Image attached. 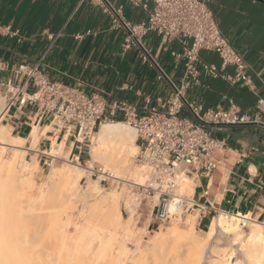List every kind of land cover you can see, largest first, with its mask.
Segmentation results:
<instances>
[{
    "label": "crops",
    "instance_id": "0c3cea01",
    "mask_svg": "<svg viewBox=\"0 0 264 264\" xmlns=\"http://www.w3.org/2000/svg\"><path fill=\"white\" fill-rule=\"evenodd\" d=\"M110 1L122 6L129 21L138 23L145 19V12L126 0ZM208 6L222 34L246 60L247 73L254 84L252 88L232 86L219 77L200 75L199 84L191 85L187 93L204 109L227 108L233 103L251 118L258 116L254 103L258 95H264V86L255 73L264 61V3L209 0ZM0 26L11 30H0V60L8 64L0 73V100L5 104L0 113V134L7 132L13 138L25 139L24 146L29 155L36 157L37 165L44 153L50 158V165L59 159L47 152L53 140L61 142L65 136L70 156L84 159L87 154L78 152L71 133L51 121L49 114L41 116L31 101L21 104L19 95L7 105L6 82H23V77L14 71L17 63L40 61V69L49 79L79 86L86 93L101 92L107 105L126 100L137 108H142L146 99L154 104L156 97L172 94L168 80L158 78L159 68L176 85L185 77L184 61L171 55L172 50L178 49L175 42L164 50L160 37L148 33L143 44L153 60H142L137 45L124 49L125 29L91 1L0 0ZM51 33H59L54 41L48 38ZM199 59L214 64L223 73L234 74V67H223L214 51L201 49ZM32 90L30 84L23 87L26 96ZM182 114L189 115L186 109ZM34 131L37 142L30 147ZM210 134L223 142L211 153L215 163L211 176L199 178L193 185L194 199L206 206L205 214L198 213L195 228L206 231L212 218L225 212L247 216L259 223L264 233V128L254 124L227 125L211 129Z\"/></svg>",
    "mask_w": 264,
    "mask_h": 264
},
{
    "label": "built area",
    "instance_id": "2783aa9c",
    "mask_svg": "<svg viewBox=\"0 0 264 264\" xmlns=\"http://www.w3.org/2000/svg\"><path fill=\"white\" fill-rule=\"evenodd\" d=\"M82 1L97 4L104 14L120 24L127 33L124 49L137 45L142 60H153L143 44L148 33L160 37L164 50L175 42L178 49L172 50L171 55L184 61V80L176 85L158 67V78H166L172 88L169 97L158 96L154 104L146 99L142 108L126 100H115L107 105L101 92L86 93L79 86L49 79L40 69V61H21L15 65L14 71L23 77V82L21 85L6 82L9 94L7 105L12 104L19 95L21 104L26 100L31 101L41 116L49 114L51 121L71 133L78 152L84 151L86 143H92L95 130L103 122L124 121L136 132L134 142L137 151L134 159L146 169L144 182L129 184V192L136 200L149 199L154 223L159 226L171 218L194 211L205 214L206 206L198 203L192 194L189 196L178 192L180 185L186 182L185 179L195 182L211 176L215 168L211 153L223 142L210 134L211 129L244 124L264 128V95H258L254 103L258 116L251 118L233 103L227 108L204 109L188 95L187 90L191 85L199 84L200 75L219 77L232 86L252 88L254 83L247 73L246 60L220 31L215 15L208 6L209 0H126L145 12V19L138 23L129 21L123 14L122 6H115L110 0ZM0 30L11 33L9 26H0ZM58 35L51 33L48 38L54 41ZM201 49L217 53L223 67H234V74L223 73L214 64L200 61ZM7 67L8 64L0 60V73ZM263 71L264 61L255 73L264 86ZM27 84L33 87L28 96L23 92ZM184 109L188 111V116L182 114ZM69 157L71 162L84 164L85 160L78 155ZM92 171L91 176L96 170L93 168ZM210 207L213 208L211 204Z\"/></svg>",
    "mask_w": 264,
    "mask_h": 264
},
{
    "label": "bare ground",
    "instance_id": "6f19581e",
    "mask_svg": "<svg viewBox=\"0 0 264 264\" xmlns=\"http://www.w3.org/2000/svg\"><path fill=\"white\" fill-rule=\"evenodd\" d=\"M4 106H5L4 101L3 99H1L0 100V113L3 111ZM32 137H34V140H33L32 146L30 147L35 146L34 144L37 142L35 131L33 132ZM135 137H136L135 130L131 126L126 124L124 121L103 122L99 126L97 131H95L94 136L92 138L93 144L90 150L91 158L90 160L87 161V165L79 164L78 162H74V161L71 162L67 158L69 154V150H70V146L66 145L67 136H65L61 142H56L55 140L52 141L51 149L47 153L51 156L62 158L65 161L66 165L64 167H62L61 165L62 168L52 165V168H50L49 173H47L46 178L44 182L42 183V186H41L42 192L40 189L39 190L41 193L47 192L49 187H47V190H45L44 186H48V185L50 186L54 183H58L59 181L62 182L61 183L62 191L65 195L63 197L64 203L62 202L60 204L61 206L60 205L59 207L57 206L58 210L57 211L55 210L54 214L53 212L50 213L51 215H54L52 217H50L51 215L49 213L48 215L47 213L46 214L43 213L45 215L44 217H46L47 219L49 216L51 218L49 219V221L51 220L52 222H54V224H56L55 220H58L57 226L54 225L53 223H51L52 226L49 224L50 225L49 227L53 228L54 232L57 235L54 234L53 230L51 232H53L54 235L59 237L58 240H60L61 242L65 244L71 245V247H68V248H74V249H77L76 243L78 241L86 240V243L88 245L87 250L89 251V253L91 251L94 254L95 259L96 258L103 259L107 257L108 260L110 261L114 260L113 261L114 264H122L123 262L125 263L124 259L128 260L127 258L124 257V254L126 253V249H125L126 243L124 242H127V241L133 242L136 249L138 250V254L142 257V255L147 254L146 252H149L150 250L152 251L154 250L152 254L156 252L155 249L157 248L159 249L160 247H162L161 246L162 243L164 241H167L170 238V236L179 237L181 239L190 238L191 239L190 242L186 244L187 245L185 249L186 258H187V261L190 262V264H198L202 258V254L205 249L204 247L205 243L202 241L204 239L206 242L210 241L211 239L214 238L215 234L218 231H220L224 233H229L230 235L233 236V239L235 240L234 244L236 243L239 249L241 250L242 255L245 259V263H240L237 260V258L233 256L234 255L233 251L216 250V251H213L216 257V259L212 261L213 264H264V233H262L260 229V224L248 219L247 216L240 215V214H227L225 212L224 213L220 212L218 213V215L212 218L209 228L203 232V235H204L203 240H200L197 236H195V232H196L195 216L196 215L194 216V214H190L184 221V224L182 227H178L177 224L172 223L173 225H171L170 227H167L169 228V231L168 230L165 231V232L168 231L167 234H169V236L165 234L164 231L163 232H161L160 230L156 231V233L152 235V238L149 241V244H148L149 247L146 248V250L141 249L140 238L142 236L139 237V235L145 232L146 227L144 226L141 227L142 229H140V231L138 230L140 227L135 230L134 229L135 227L131 225V220L127 221L126 219H124L121 216V213L119 211V196L122 193L121 191H123L121 190V187L124 186L123 184L127 186H129V183L142 184L143 183L142 180L145 178V171L144 172L142 171L143 168H145L144 166L139 165L141 169L133 168L134 169L133 170L131 169L130 167L131 165L129 163L130 158L132 157L135 150L137 149V146L135 145V142H134ZM23 140L20 138H13L7 132H5L4 134H0V148L3 149L4 151L8 149L11 150V155L9 159H6L5 161L3 160V162H0V177H2L1 176L3 175L2 172L8 166L7 169H9L10 171L7 169L6 170L8 171V173L10 172L9 173L10 176L13 174L11 178L13 176H14L13 178L18 177L20 180L23 179L22 180L23 182H26V180H28V183H29L28 185H30L31 183L32 184L34 183L33 176L37 172L38 162L34 155L30 157L31 158L30 162L25 160V155L27 152L26 150L28 148L26 149L22 146ZM62 154L65 157L64 156L61 157ZM96 163L102 164V167L99 166V174H100L99 176L103 178L106 176L114 178L115 181H117L116 183L120 182L119 183L120 185L122 183L121 187L119 185L120 189L117 188L111 192L108 191L109 193L108 192L102 193L103 188L99 187L97 185L98 183L93 181L89 176L90 173L93 172L92 169L94 168V166H96L94 165ZM9 167H12V168H9ZM13 167L17 169V172L15 170L16 173H14L13 170L11 171ZM83 176L87 177L86 190L84 192L80 191L79 189V180ZM24 177L25 179L26 178L27 179L25 180ZM185 180H187L186 182L187 184H184L185 186L183 187L182 190H181L182 185L180 186L179 193L190 196L191 194H187V193L193 192L194 182L191 179H185ZM39 196L41 197L42 195L39 194ZM42 197L43 198H41V201H43L44 195ZM88 197H93L99 200L97 203L98 204L99 202L101 203V206L103 207V208L101 207L102 213L104 214V216L107 214V216L109 217V221H111L113 225L112 228L115 229L114 231L115 234L116 235H118L119 233L122 234V237L121 236L120 237L122 238L123 246H113L115 248L111 249L112 246H109L110 244L108 243L106 244L101 243L100 245L93 244V239H96L99 236V230L97 229L95 225L90 224L91 222L87 220L88 218L86 219V215H85L86 209L85 211L83 209L86 208V205L88 204V201H89ZM126 197L127 196H125L124 199H126ZM24 199L28 201L27 197H24ZM34 199H35V202L34 201L32 202L34 203L39 202V200L38 202H36L37 201L36 198ZM155 199L156 197L154 198V200ZM29 201L27 202L28 204L26 203L27 205H29ZM78 203L81 204L80 207L77 206ZM72 204H74V207L72 206ZM25 210L27 211L28 209H25ZM26 211L22 212L21 210L19 212L22 213L23 215V213L26 214ZM40 214H37L36 212L37 217H39ZM18 216L21 217V215H18ZM24 216H27V215H24ZM73 216H74V219H73ZM31 217L34 218L35 215ZM44 217L42 216V218ZM52 218H54L55 220H52ZM18 219L19 220H16V221L21 222L22 219L21 218H18ZM35 219L38 220L39 218H35ZM105 219H108V218H105ZM32 220H29V222ZM16 221L14 223L15 225H17V227L19 225H22L19 223H18L19 225L16 224ZM69 223L72 224L71 229H73V232L71 233L67 228ZM241 223L243 225L248 224L250 227L249 232L245 236H243L244 234L241 235L242 233ZM53 225L56 226L55 229ZM24 226L28 227V225H24ZM15 227H14V230L12 229L13 232H11V235H8L7 238L9 240L6 243H3V242L1 243V238H0V249L4 248L5 245H7V247L5 248H7L8 250V253L10 256L9 261L11 260L12 264H23V263L30 264L29 261L28 263L24 262V259L27 257V255L28 257L30 256V254L26 253V252H29V251H26L28 250V247H29L27 244L30 242L32 243V240L33 238L36 237L37 232H34V230L33 232H31L32 229H30V227L27 229L26 228L20 229V228H15ZM49 227L47 229L51 230ZM88 232H90L91 236H93L94 238L90 236V238L84 239L85 233H88ZM167 236L169 238H167ZM131 249H133V247ZM136 249L135 248L133 249L134 252ZM129 254H131L130 250H129ZM132 255L133 256L135 255L137 259L140 258L138 257V255L133 254V252H132ZM148 255H151V254L148 253ZM129 257H131V255H129L128 258ZM25 260L27 262V259ZM140 260H138V262H140ZM30 262L32 261L30 260Z\"/></svg>",
    "mask_w": 264,
    "mask_h": 264
},
{
    "label": "rangeland",
    "instance_id": "374dc122",
    "mask_svg": "<svg viewBox=\"0 0 264 264\" xmlns=\"http://www.w3.org/2000/svg\"><path fill=\"white\" fill-rule=\"evenodd\" d=\"M107 122H111V121H107ZM97 129L95 131H97ZM93 136H94V134H93ZM86 144L87 145L84 146V151H86L87 156L84 157V159L82 158V160H85V161L90 160L88 153L90 154V150H91L93 142L92 143L88 142ZM22 146L25 148L24 143ZM2 150L3 149L0 148V162H3V160L5 161L6 159H9V157L11 155V150H9V149L5 150V151L4 150L2 151ZM136 151H137V149L135 150L134 154L130 158L129 163L131 165L130 166L131 169H133V168L134 169H141L139 164L134 159ZM63 156L64 155L62 154L61 157H63ZM30 157H32V156H30L28 151H27L26 155H25V160L30 162V160H31ZM67 158L68 159L70 158L69 154H68ZM44 160H46V161L43 164ZM85 161H84L83 165H87V162H85ZM52 165H54L56 167H61V165H62V167H64L66 165V163L62 158H59V159H55L54 162L52 163ZM52 165H50V158L48 156L44 155L43 159L41 160V164L38 165L37 172L33 176L34 183L33 184L31 183L30 184L31 186L28 185L29 184L28 180H26L27 178L25 179V177H24V179L26 180V182H23L22 181L23 179L20 180L16 176H15L16 178H13L14 176L11 178V176L13 174L10 176V174H9L10 172L8 173V171H7V170H9V169H7L8 166L6 167L7 170L5 169L2 172L3 175H1L2 177H0V238H1V243L2 242L6 243L9 240L7 237H8V235H11V232H13L15 226H16L15 228H20V229H25V228L27 229L30 227V229H32L31 232H33V230H34V232H37V235L35 238H33L32 243L30 242L27 244L29 247H28V250H26V251H29V252H26V253L30 254V256L28 257V255L26 254L28 258L24 257L25 259H27V262L23 258L25 263H28V261H29L30 264H114V262H113L114 260L110 261V260H108L107 257H106L107 260H106V258H103V259L102 258H100V259L96 258L95 259L94 254L91 251L89 253V251L87 250L88 245L86 243V240L85 241H82V240L78 241L76 243L77 249L68 248V247H71V245L65 244V243L61 242L60 240H58L59 237L56 236L57 234L54 232L53 228L49 227L51 225V223L54 224V222H52L51 220H50L51 222L49 221V219H51L50 217L54 216V215H51L50 213L53 212V214H54L55 210L56 211L58 210L57 206L59 207V205L64 200L63 197L65 196L63 191H62V184H61L62 182H60V181L58 183H54L50 186L49 185L44 186L45 190H47V187H49V188H48L47 192L43 191L44 193H41L42 192V190H41L42 183L44 182L47 173H49L50 168H52ZM94 165H96V166H94V169L96 170V172H94L93 176H91L92 173H90L89 176L93 181L98 183L97 185L99 187L103 188L102 193L103 192L105 193L108 191L111 192L114 189L119 188L120 182L116 183L117 181H115L114 178L109 177V176H106L103 178V177L99 176L100 174H99L98 169H99V166L102 167L101 163H96ZM9 168H12V167H9ZM12 170L14 171V173L17 172V169H15L14 167H13V169H11V171ZM15 170H16V172H15ZM142 171L144 172L145 168H143ZM85 177L86 176H83L79 180V189L82 192H84L86 190V184H87L86 179H87V177L86 178ZM144 179L142 180V182H144ZM185 181L187 182V180H185ZM186 182H183L181 184L182 185L181 190L185 186L184 184H187ZM129 184H131V183H129ZM121 185H122V183H121ZM121 185H120V187H121ZM123 185H124V186H122L123 189L121 187V190H123L121 192L123 194L121 193L122 195L120 194V196H119V211L121 213V216L124 219H126L127 221L131 220V225L135 227L134 228L135 230L140 227L138 229L140 231V229H142L141 227H143V226L146 227L145 232H143L141 235H139V237L142 236L140 238L141 249L146 250V248L149 247V245H148L149 241L152 238V235H154V233H156V231H159V230L161 232L164 231V233L167 234L169 231V228H167V227H170L174 223L177 224L178 227H182L184 224V221L186 220V218L190 214H194V216L196 215L195 216V223H196L197 217H198V211H194L192 213L184 214L181 217L171 218L169 221L164 222V223L160 224L159 226H157L154 223V221L151 217V214H150L151 202L149 201V199L148 200H136L129 192L130 187L125 185V184H123ZM39 189L41 190V192ZM181 190H180V192H181ZM178 192H179V190H178ZM45 193H46V195H45ZM39 194L42 196L44 195L43 201H41V198H43V197L42 196L40 197ZM187 194H192V193H187ZM18 195H19V197H18ZM125 196H127L126 199H124ZM24 197H27L28 201L30 200L29 201L30 206L27 205L28 201L26 199H24ZM93 197H88V199H89L88 204H87L88 206L86 205V208L83 209L84 211H85V209L87 211V213L85 211L86 219L88 218L87 220H89V222H91L90 224L95 225L97 227V229L99 230V236L96 239H93V244L94 245H96V244L100 245L101 243H105V244L108 243V244H110L109 246H112L111 249L115 248L113 246H123V242H122V238H121L122 234H120V233L118 235L115 234V232H114L115 229L112 228L113 225H112L111 221H109V217L107 216V214L104 216V214L102 213L101 203L99 202V204H98L97 202L99 200L95 199ZM19 198L23 199L24 201L19 199ZM34 198H36V200H37L36 202H38V200H39V202L34 203L35 202ZM32 201H34V202H32ZM72 206L74 207V204H72ZM77 206L80 207L81 204L78 203ZM29 207H31V208H29ZM33 207H34V209H33ZM87 208H89V209H87ZM25 209H28L30 212L27 210L29 212L28 213ZM21 210H22V212L26 211V214L23 213V215H22V213L19 212ZM36 212H37V214H40V213L46 214L47 213V215L49 213L51 216L50 217L48 216V218L46 219V217H44L45 216L44 214L43 215L40 214V216L38 215L39 217H37ZM18 215H21V217ZM24 215H27V216H24ZM34 215H35L34 218L31 217ZM42 216L44 218H42ZM23 217L24 218L28 217V218L24 219ZM18 218L22 219L21 222L16 221V220H19ZM32 218H33V220H32ZM35 218H39V219L36 220ZM105 218H108V219H105ZM34 219H35V221H34ZM45 219H46V221H45ZM73 219H74V216H73ZM29 220H32V221L29 222ZM52 220H55V219L52 218ZM15 221H16V224L19 223L22 225L18 224L19 226L17 227V225H15V223H14ZM57 222H58V220H55L56 224H54V225L57 226ZM12 223H13V225H12ZM24 225H28V227L24 226ZM54 225H53V227L55 229L56 226H54ZM47 226L51 230H48ZM71 226H72L71 223H69V225L67 226L70 233L73 232V229H71ZM195 229H196L195 236H197L200 240H203L204 239L203 232L198 231L197 228H195ZM52 230H53L54 234H56V235H54L53 232H51ZM138 230H137V232H138ZM166 230H168V231L165 232ZM249 230H250V227L248 224L242 225V223H241V231H242L241 235L244 234L243 236H245L249 232ZM49 232H51V233H49ZM167 235L169 236V234H167ZM90 236H91L90 232L85 233L84 239L90 238ZM168 236H167V238H169ZM91 237H93V236H91ZM190 240H191L190 238L189 239H186V238L181 239L179 237H171L170 236V238L167 241H164L162 243V245H161L162 247H160L159 249L157 248L158 250L155 249L156 252H154L152 254V252L154 250L152 251V250L148 249L150 251L146 252L147 254L142 255V257L138 254V250L136 249L133 242H131V241H129L131 243H129L128 241L124 242L127 244V245L125 244L126 253L124 254V257L127 258L128 260L124 259L125 263L123 262L122 264H190V262L187 261L186 253H185L186 252L185 249L187 246L186 244L188 242H190ZM202 242L205 243V246H204L205 249H204V252L202 254V258L198 264H213L212 261H214L216 259L215 253L213 251H216V250L233 251L234 252L233 256H235L240 263H245V259L242 255L241 250L239 249V247L236 243L234 244L235 240L233 239V236L230 235L229 233H224V232L218 231L215 234L213 239H211L210 241H207V242L204 239ZM105 244H103V245H105ZM128 245L131 247H129ZM5 247H7V245H5ZM5 247L0 249V264H10L11 263V260L9 261L10 256H9L8 250ZM132 247H133V249L134 248L136 249L135 252L133 249H131ZM129 250H130L131 254H129ZM131 251L133 252V254L138 255V257H140V258L137 259L135 257V255L133 256ZM148 253L151 255H148ZM7 254H8V256H7ZM128 254L131 255V257L128 258V256H129ZM101 259H102V261H101ZM142 259H144V260H142ZM30 260L32 262H30ZM138 260H140V262H138Z\"/></svg>",
    "mask_w": 264,
    "mask_h": 264
},
{
    "label": "water",
    "instance_id": "95a60500",
    "mask_svg": "<svg viewBox=\"0 0 264 264\" xmlns=\"http://www.w3.org/2000/svg\"><path fill=\"white\" fill-rule=\"evenodd\" d=\"M256 1H259V2H262V3H264V0H256Z\"/></svg>",
    "mask_w": 264,
    "mask_h": 264
}]
</instances>
